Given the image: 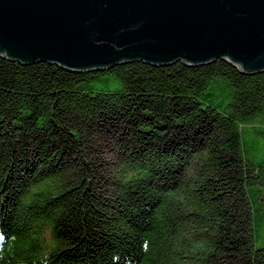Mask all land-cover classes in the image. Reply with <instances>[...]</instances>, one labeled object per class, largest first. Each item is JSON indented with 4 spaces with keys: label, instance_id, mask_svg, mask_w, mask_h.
I'll return each mask as SVG.
<instances>
[{
    "label": "trees",
    "instance_id": "trees-1",
    "mask_svg": "<svg viewBox=\"0 0 264 264\" xmlns=\"http://www.w3.org/2000/svg\"><path fill=\"white\" fill-rule=\"evenodd\" d=\"M0 264H264V74L0 57Z\"/></svg>",
    "mask_w": 264,
    "mask_h": 264
},
{
    "label": "water",
    "instance_id": "water-1",
    "mask_svg": "<svg viewBox=\"0 0 264 264\" xmlns=\"http://www.w3.org/2000/svg\"><path fill=\"white\" fill-rule=\"evenodd\" d=\"M0 55L90 73L227 61L260 75L264 0H0Z\"/></svg>",
    "mask_w": 264,
    "mask_h": 264
},
{
    "label": "bare ground",
    "instance_id": "bare-ground-1",
    "mask_svg": "<svg viewBox=\"0 0 264 264\" xmlns=\"http://www.w3.org/2000/svg\"><path fill=\"white\" fill-rule=\"evenodd\" d=\"M0 57L1 58H3L4 60H7V61H10V62H13V63H19L20 65H22V66H34V65H37V64H49V65H52V66H56V67H58L59 69H61V70H63V71H65V72H67V73H70V74H87V73H90L91 71H83V72H79V71H73V70H70V69H67V68H65V67H63V66H60V65H58L57 63H53V64H51L50 62L48 63V62H46V61H40L39 63H37V62H33V63H24V62H20V61H17V60H13V59H9V58H7V57H4V56H2V55H0ZM185 62V61H184ZM224 62H227V61H224ZM36 63V64H35ZM131 64H143V65H146V66H151V67H154V68H161V67H159V66H155V65H152V64H149V63H145V62H130V63H126V64H122V65H119V66H116V67H113V68H111V69H114V68H117V67H120V66H125V65H131ZM185 65H186V67H189V68H201V67H207V66H211V65H207V66H194V65H191V64H188L187 62H185L184 63ZM229 65H231V66H233V67H236V66H234V65H232V64H230L229 63ZM170 67H172V66H170ZM165 68H169V67H165ZM237 68V67H236ZM111 69H109V70H111ZM238 69V68H237ZM240 70V69H239ZM105 71V70H104ZM241 71V70H240ZM93 72V71H92ZM95 72H97L96 70H94V72L93 73H95ZM99 72V71H98ZM100 72H102V71H100ZM241 72H243V71H241ZM246 76H257V75H250V74H247V73H245V72H243ZM242 73V74H243ZM260 75H262V74H260Z\"/></svg>",
    "mask_w": 264,
    "mask_h": 264
}]
</instances>
